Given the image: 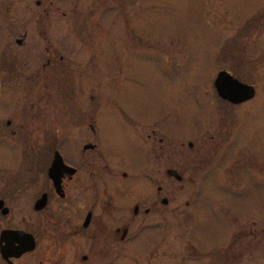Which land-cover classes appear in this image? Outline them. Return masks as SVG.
<instances>
[{"label": "flooded vegetation", "instance_id": "af4514ba", "mask_svg": "<svg viewBox=\"0 0 264 264\" xmlns=\"http://www.w3.org/2000/svg\"><path fill=\"white\" fill-rule=\"evenodd\" d=\"M32 3L41 4V12L30 19L21 17V24L13 26L0 18L5 53L11 33L16 34L13 42L21 51L27 47L29 32L46 41L36 43L45 61L29 88L21 87L17 77L21 68L9 61L8 54L0 56V72L20 82L13 97L1 99L5 110L0 113V264H124L128 260L246 264L253 254H262L264 204L257 211L246 207L238 213L224 198L243 188V175H264V167H257L261 163L253 161L251 151L241 143L243 136L229 139L237 133L240 107L253 96L231 102L214 92L224 109L218 121L222 128L199 140L196 134L171 132L164 121L171 119L169 108L158 121L150 115H132L119 99L95 91L99 82L86 68L71 78L74 66L57 63L63 59L59 45L46 46L49 39L35 29L51 14L81 22L87 21L81 13L90 19L114 13L126 28L117 32L120 46L126 44L119 47L133 51L140 35L130 20L138 0ZM115 7L117 11L112 10ZM71 37L79 44L73 49L87 54V60L92 50H100L90 47L92 35L74 32ZM48 66L54 72L43 77ZM59 70H68V77L58 79ZM219 70L253 86L234 76L231 67H221L215 75ZM102 103L112 111L103 109ZM227 149L229 157H225ZM209 178L233 191L203 190L202 182ZM253 245L259 251H253Z\"/></svg>", "mask_w": 264, "mask_h": 264}, {"label": "rangeland", "instance_id": "374dc122", "mask_svg": "<svg viewBox=\"0 0 264 264\" xmlns=\"http://www.w3.org/2000/svg\"><path fill=\"white\" fill-rule=\"evenodd\" d=\"M32 2L3 0L0 2V18L13 26L21 24V17L30 19L41 12L42 5L36 6ZM116 8L112 10L117 11ZM81 14L87 21L78 22L76 18L65 20L51 14L47 23L41 24L40 28L35 27L41 36L45 35L49 39L46 46L59 45L58 50L63 59L58 62L56 52L57 63H71L75 68L70 70L74 73L71 76L73 79L78 77L79 69L86 68L91 78L99 82L93 86L98 94L119 99L138 118L145 114L158 121L169 108L171 119L164 121H167L166 128L171 132L196 134L199 140L223 127L218 121L224 109L216 101L212 84V78L219 68L231 67L234 76L252 83L253 97L240 107L243 112L238 118L237 133L231 134L229 139L237 140L242 135L241 143L245 142L253 161L261 163L257 167H264V0H138L130 20L137 35H140L134 41L133 51L120 48L126 44L120 46L116 35L119 31H126V28H123L124 23L115 20L114 13L104 19H101L104 15L100 19H90L88 15ZM130 23L127 22L129 27ZM31 24V29H34V23ZM2 25L0 22V31L3 30ZM74 32L81 36L92 35L90 47L93 49L96 46L100 50H92L87 60V54L73 49V46H79L77 40L71 37ZM14 35L11 33L7 36L10 49L7 47L8 53H5L6 43L0 33V56L2 53L8 54L9 61L21 68L22 73L17 77L21 78V87L29 88L31 78L35 77L33 74L40 72L39 65L45 61V53H39L36 43L45 44L46 41L29 32L28 43L24 46L27 47L21 51L13 42ZM128 42L131 43V39ZM50 67L45 69L43 77L54 72ZM2 72L0 113L5 110L1 99L13 97L18 88L17 83H20L15 81L16 76L10 81L5 71ZM68 73V70H59L56 76L58 79L67 78ZM102 104L106 111L112 109L111 106H105L106 103ZM233 113L239 112L234 108ZM224 121L220 120L221 123ZM159 125L163 127L164 123ZM201 134L203 136L200 137ZM230 152L227 149L225 157H229ZM251 168L254 172L255 167ZM256 174L260 175L258 172ZM21 176L18 174L17 179H21ZM243 177V188H238V193H232L233 196L227 194L224 198L238 213L246 207L257 211L255 209L264 204V175L251 173ZM202 187L212 193H225V188L233 191V188L210 178L202 182ZM239 195L242 196L238 198ZM254 248L259 251L253 245V251ZM124 264L156 262L128 260ZM246 264H264V252L253 254Z\"/></svg>", "mask_w": 264, "mask_h": 264}, {"label": "water", "instance_id": "95a60500", "mask_svg": "<svg viewBox=\"0 0 264 264\" xmlns=\"http://www.w3.org/2000/svg\"><path fill=\"white\" fill-rule=\"evenodd\" d=\"M216 93L231 102H240L253 96L254 88L252 85L245 84L233 78L225 70H219L213 80Z\"/></svg>", "mask_w": 264, "mask_h": 264}]
</instances>
